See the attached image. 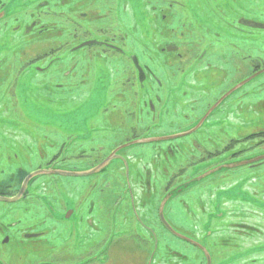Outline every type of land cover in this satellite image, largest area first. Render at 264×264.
<instances>
[{
    "label": "flooded vegetation",
    "instance_id": "af4514ba",
    "mask_svg": "<svg viewBox=\"0 0 264 264\" xmlns=\"http://www.w3.org/2000/svg\"><path fill=\"white\" fill-rule=\"evenodd\" d=\"M260 171L264 0H0V264H264Z\"/></svg>",
    "mask_w": 264,
    "mask_h": 264
},
{
    "label": "rangeland",
    "instance_id": "374dc122",
    "mask_svg": "<svg viewBox=\"0 0 264 264\" xmlns=\"http://www.w3.org/2000/svg\"><path fill=\"white\" fill-rule=\"evenodd\" d=\"M61 68L63 70L62 65H61ZM55 71L61 72L59 69H57ZM46 103H49V102H46ZM78 113H82V109H80L78 111ZM113 114H115V112H113ZM42 119H43V121H49L51 123V125H53V121H56V122L57 121H59V122L63 121L64 117L63 118H57V117H54L51 112H48V113H45L42 115ZM222 129H226L225 132L228 134V130L226 127H223ZM200 133L201 132H199L198 136H200ZM221 138L224 139L223 136H221ZM177 147L178 148L175 150V151H177L176 153L174 151H171V153H175V156H174V161L169 162L171 164V167L168 168V170H169L168 172L173 171V173H177V172H179V168H182L185 164L186 158H183L185 150H184V147H182L181 141H178ZM131 151L133 152L134 150H131ZM135 152H137V150ZM170 158H172L170 155H166V154L160 155V158H158V162H157V164L159 165V170H161L163 165L165 166L164 168L166 169L167 162H165L164 159L168 160ZM154 170L156 172V167L154 168ZM106 173L107 172L103 173V175L98 177V178L102 177L101 180H103V179L108 180V182L111 185L110 189H112V186H114V185L111 182L114 181V179L120 178V175H119L120 172H118L114 167L113 168L111 167L108 171L109 174L108 173L106 174ZM259 173H261V174H259ZM252 177L254 179H256V182L260 186L264 187V171L257 172L256 176L252 175ZM225 184H227L226 181L221 182L220 180L213 182L211 186L208 185V183H204L200 187L194 189V191H192L191 194H189V196H185L183 201L186 203H189L191 206L190 211L195 210L197 212V215H198L199 206L201 205L202 201L206 199L207 195H210L213 191H216L215 195H217L218 193H224V191H226V190L222 191V186ZM262 187H258V188H260V193L263 194L264 188H262ZM238 189H239L238 187H234V189H232L231 191L226 192L224 194L225 195H236V196H242L243 197L244 193L242 191L238 192ZM144 200H147V199H144ZM169 212L175 213V218H176L175 221H178V222L183 221L184 218H188V214L186 213V210L183 209L181 205L176 204V203H174L170 206ZM169 219L172 220L171 214L169 215Z\"/></svg>",
    "mask_w": 264,
    "mask_h": 264
}]
</instances>
